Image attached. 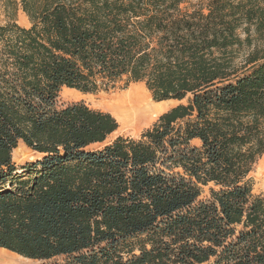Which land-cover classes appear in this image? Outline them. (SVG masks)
Returning <instances> with one entry per match:
<instances>
[{
	"label": "trees",
	"instance_id": "trees-1",
	"mask_svg": "<svg viewBox=\"0 0 264 264\" xmlns=\"http://www.w3.org/2000/svg\"><path fill=\"white\" fill-rule=\"evenodd\" d=\"M0 247L51 264H264V0H4ZM23 11L30 26L18 23ZM181 102L139 138L83 93ZM39 154L18 165L20 143ZM209 187L206 197L205 187Z\"/></svg>",
	"mask_w": 264,
	"mask_h": 264
},
{
	"label": "rangeland",
	"instance_id": "rangeland-1",
	"mask_svg": "<svg viewBox=\"0 0 264 264\" xmlns=\"http://www.w3.org/2000/svg\"><path fill=\"white\" fill-rule=\"evenodd\" d=\"M3 3L4 0H0V23H5L7 20L3 8ZM17 21L19 24L23 26H30L29 18L22 10L19 11L18 13ZM128 90L140 91L141 93L145 94L153 104H157L160 102L154 100L151 92L147 89L144 83L137 82L130 84L128 87L119 86L109 91L101 90L95 93H83L75 89L64 87L60 92L59 104L65 105L67 103H71L75 101H84L87 105H89L94 109L108 111L112 113V115H114L109 104L111 99ZM186 101H187L186 99L183 101L165 100L163 104L161 103L159 104V111L157 113H154L153 116H151V119L147 123L139 127L124 126L119 123V128L108 137L107 142L115 139L120 135L139 138L146 129L153 126V124L159 119V117L163 113H165L172 107L178 105L179 103ZM38 156L39 154L31 150L22 142L13 152V159L18 165H23L27 162L34 161L38 158ZM263 159H264V155L259 159V161L255 165L253 171L250 173L249 176L253 188V193L256 195H260V194L264 195V173L263 172L261 173V170H263L261 169V161ZM208 192H209V187L207 186L205 187V194H203L202 198L206 197ZM2 249L3 248L0 247V264H51L55 260L58 261L62 260L61 257L51 261L29 259L24 256L18 255L13 251H9V250L6 251Z\"/></svg>",
	"mask_w": 264,
	"mask_h": 264
},
{
	"label": "bare ground",
	"instance_id": "bare-ground-1",
	"mask_svg": "<svg viewBox=\"0 0 264 264\" xmlns=\"http://www.w3.org/2000/svg\"><path fill=\"white\" fill-rule=\"evenodd\" d=\"M164 102L160 101L157 104H153L140 91L128 90L111 99L109 104L121 125L139 127L147 123L151 116L159 111V104ZM261 169H263L261 173H264V159L261 161ZM2 250L7 251L5 248Z\"/></svg>",
	"mask_w": 264,
	"mask_h": 264
}]
</instances>
